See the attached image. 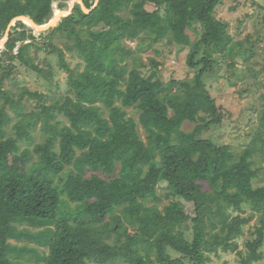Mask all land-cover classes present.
Returning a JSON list of instances; mask_svg holds the SVG:
<instances>
[{"label": "trees", "instance_id": "16d2710c", "mask_svg": "<svg viewBox=\"0 0 264 264\" xmlns=\"http://www.w3.org/2000/svg\"><path fill=\"white\" fill-rule=\"evenodd\" d=\"M55 1L0 0V41L16 17L47 24ZM59 1V11L70 7L69 0ZM83 1L89 9L95 4ZM223 1L101 0L90 13L78 3L71 15L38 35L24 21L16 22L0 50V264H88L75 227L110 249L126 247L125 264H207L220 251H236L241 264L264 258V221L243 252L235 239L250 219L232 213L243 211L244 203L264 211V186L253 185L260 172L254 157L264 155L262 132L239 155L230 144L202 137L223 123V111L203 81L210 60L215 52L231 58L243 54L229 22L216 16ZM148 3L157 9L149 11ZM124 9L131 15L123 16ZM98 20L105 25L92 28ZM179 21L195 30L201 24V39L192 42L177 28ZM142 33L152 37L139 43V50L165 39L190 47L188 64L198 69L192 82L166 83L158 68L144 72L146 63L126 43ZM58 35L72 42L67 49L76 48L82 71L66 62L54 42ZM32 47L59 55L75 96L48 105L43 92L24 87L14 94L3 88L20 66L47 76ZM34 98L41 111L24 113L23 101ZM129 107L140 110L138 121L129 116ZM208 109L214 119L199 122ZM12 114L18 119L15 135L8 131ZM187 122L196 123L192 131L184 130ZM39 123L48 134L45 141L24 147ZM22 147L30 162L20 174L10 160Z\"/></svg>", "mask_w": 264, "mask_h": 264}, {"label": "rangeland", "instance_id": "374dc122", "mask_svg": "<svg viewBox=\"0 0 264 264\" xmlns=\"http://www.w3.org/2000/svg\"><path fill=\"white\" fill-rule=\"evenodd\" d=\"M59 2V0L55 1V10ZM70 2L72 0L68 1L69 5ZM74 3L81 4L77 0ZM146 8L149 11L157 9L153 3H148ZM69 9L70 7L65 11ZM215 13L217 18L229 22V33L233 37V43L242 42L244 46L240 48L243 53L241 55L236 54L235 57L231 58L223 52H215L210 60L203 81L216 99L217 106L223 111V123L203 132L202 137L219 143L230 144L232 150L239 155L252 143L255 135L262 132L264 136V0H225L216 8ZM121 14L125 17L131 15L127 9H124ZM105 23L106 21L98 20L91 27L99 28L104 26ZM13 27L14 25L11 26V28ZM195 27H197L196 30L186 28L183 21L177 23V28L184 29L192 42L200 40L204 34L201 24ZM17 30L23 31L24 29L18 28ZM44 32H48V30ZM151 37L152 35L149 33H142L137 39L126 40L127 45L135 49L141 60L146 63L147 66L141 67V69L149 73L158 68L159 76L166 83L173 79L192 82L198 69L191 68L188 64L187 58L191 48L177 43L170 44L166 39L158 43L152 42L151 47L146 51L137 48L139 43H150ZM54 42L57 47L62 48L65 52L66 62L70 67L82 71L84 60L80 57L76 48L74 52L67 49V46H72V42L65 36L61 37V35H58ZM30 52L35 57V62L45 70L47 76L28 70L26 66H20L15 71L14 78L6 81L4 89L10 90L14 94L21 92L24 87L29 88L31 91L43 92L48 105L58 101L64 102L67 95L75 96L70 91L69 72L64 68L63 61L57 53L51 54L46 52L44 48L36 53L34 47L31 48ZM203 53V48H201L196 59H201ZM151 59L159 64H152ZM128 60L132 67L134 64L131 63V58H128ZM177 88L174 86L173 90L175 91ZM40 102L37 98L29 101L24 100L23 103L26 104L24 113L40 112ZM126 110L129 116L137 121L139 120L140 110L134 107L126 108ZM12 115L14 117H12V123L8 127V131L11 135H15L14 124L18 119L15 118V114ZM214 117V110L208 109L205 113H202L198 120L206 123L213 120ZM59 118L68 124L67 118L62 114L59 115ZM40 125L39 123L37 128L32 129L34 136L32 142H22L24 147L28 146L32 149L37 143L45 141L48 134L40 130ZM195 125L196 123L187 122L183 128L185 131H192ZM139 129L142 138L146 139V134L140 125ZM24 147H22L20 153L15 157H11L10 160L11 166L20 174L25 172L26 166L30 162L23 150ZM254 158L256 160L254 168H259L260 172L259 176L253 180V185L258 188L264 186V155L259 152ZM163 178H165L164 174L161 175L160 180ZM205 187L207 188L206 185ZM165 203L168 202L165 201ZM187 209L191 210L189 204H187ZM243 209L241 212L232 210V213L250 219L243 225L242 235L235 239L239 250L246 252L247 242L255 239L257 228L263 226L264 211L254 210L248 203L243 204ZM80 229L75 227L74 231L87 250L88 264H125L123 259L126 258L128 253L126 247L110 249L96 242L88 234H81L82 231L78 233ZM260 251L264 253V245L260 248ZM207 264H241V257L236 251L227 253L220 251L217 255L213 254L212 261ZM251 264H264V258Z\"/></svg>", "mask_w": 264, "mask_h": 264}, {"label": "water", "instance_id": "95a60500", "mask_svg": "<svg viewBox=\"0 0 264 264\" xmlns=\"http://www.w3.org/2000/svg\"><path fill=\"white\" fill-rule=\"evenodd\" d=\"M77 1H80L81 2L82 8H83V10L86 13H90L94 8H96L98 6V4L100 3L101 0H96L94 6L91 9L87 8V6L83 2V0H77ZM75 5H76V3H72L71 6H70V9L68 11V13H64V14H62L59 17L56 16V14H55L54 17L52 18V20L50 22H48L47 24H43V25L38 24L37 22H35L29 16H19V17H16L11 22V24L9 25V28L7 29V32H6L5 37L3 39H1V41H0V49L3 48V47H5L6 43L9 40V35H10L11 31H12L11 26L15 25L17 21H19V20L24 21L26 24L29 25V27L31 29L34 30L35 34L38 35L41 32H44V31H47V30H49V29H51L53 27H56L59 24V22L62 20L63 17H66V16L71 15L74 12ZM19 30H21V29H19Z\"/></svg>", "mask_w": 264, "mask_h": 264}, {"label": "bare ground", "instance_id": "6f19581e", "mask_svg": "<svg viewBox=\"0 0 264 264\" xmlns=\"http://www.w3.org/2000/svg\"><path fill=\"white\" fill-rule=\"evenodd\" d=\"M74 2H76V0H72V2H70V6H71V4L74 3ZM59 9H60V8H57V9H56V12L54 13V14H56V16H58V17L61 16L62 14H64V13H68V11H69V10H68V11H65V10L62 11V10H61V12H59Z\"/></svg>", "mask_w": 264, "mask_h": 264}]
</instances>
